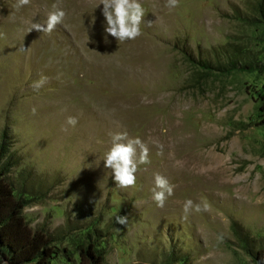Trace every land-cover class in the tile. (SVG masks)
<instances>
[{"label": "rangeland", "instance_id": "374dc122", "mask_svg": "<svg viewBox=\"0 0 264 264\" xmlns=\"http://www.w3.org/2000/svg\"><path fill=\"white\" fill-rule=\"evenodd\" d=\"M100 2L17 9L0 0L6 180L28 203L29 227L51 239L48 264H78L88 242L102 264H255L250 254L264 248V0H179L172 10L139 0L141 35L125 42L105 33ZM53 4L63 23L28 32ZM124 131L147 145L150 163L122 189L102 158L109 133ZM157 173L173 185L163 207L152 200ZM187 199L207 211L184 219Z\"/></svg>", "mask_w": 264, "mask_h": 264}, {"label": "clouds", "instance_id": "9594fccd", "mask_svg": "<svg viewBox=\"0 0 264 264\" xmlns=\"http://www.w3.org/2000/svg\"><path fill=\"white\" fill-rule=\"evenodd\" d=\"M30 0H17L15 7L19 9L28 5ZM100 4L103 5V16L106 20L104 31L106 34L114 37L119 42L134 40L141 35L140 25L145 16V10L139 0H101ZM179 0H167L166 7L169 10L176 8ZM66 12L57 4L52 5V10L47 13L45 22L31 23L28 32L35 29L41 33H51L55 30L57 25L63 23ZM151 26V22H148ZM3 34H0L2 38ZM107 42V40L105 41ZM47 78H41L35 81L32 85L34 90H39L40 87L46 82ZM35 114L36 109H32ZM78 119L74 116L66 118V124L75 127ZM111 143L108 150L104 153L102 158L105 169L111 170V176L118 188L134 187L136 184V175L138 166L141 164L150 163L149 149L139 137L130 138L126 131L109 133ZM160 151L157 153L162 154V146L158 145ZM152 200L157 207H163L167 198L173 195V185L159 173L154 174V187L151 189ZM208 206L204 204L194 203L193 200L187 199L183 205L184 219L191 212L207 211ZM128 217L117 215L115 223L120 225H127ZM257 264H264V257L257 261Z\"/></svg>", "mask_w": 264, "mask_h": 264}, {"label": "trees", "instance_id": "16d2710c", "mask_svg": "<svg viewBox=\"0 0 264 264\" xmlns=\"http://www.w3.org/2000/svg\"><path fill=\"white\" fill-rule=\"evenodd\" d=\"M258 21L264 25V7L259 5ZM242 70L243 68H239ZM6 142L0 143V264H48L55 255L52 241L44 232L33 231L25 221L22 211L27 201L18 198L6 177L10 164L4 161ZM251 258L264 257V248L258 249ZM104 254L93 242H88L79 254L78 264H102Z\"/></svg>", "mask_w": 264, "mask_h": 264}]
</instances>
